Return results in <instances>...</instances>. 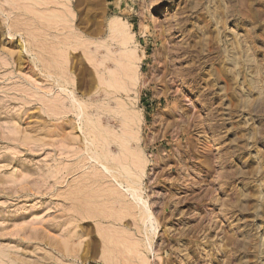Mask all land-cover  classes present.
Returning <instances> with one entry per match:
<instances>
[{
	"label": "rangeland",
	"instance_id": "obj_1",
	"mask_svg": "<svg viewBox=\"0 0 264 264\" xmlns=\"http://www.w3.org/2000/svg\"><path fill=\"white\" fill-rule=\"evenodd\" d=\"M109 262L264 264V0H0V264Z\"/></svg>",
	"mask_w": 264,
	"mask_h": 264
},
{
	"label": "bare ground",
	"instance_id": "obj_2",
	"mask_svg": "<svg viewBox=\"0 0 264 264\" xmlns=\"http://www.w3.org/2000/svg\"><path fill=\"white\" fill-rule=\"evenodd\" d=\"M62 3V2H61ZM66 5V4H65ZM67 7V6H66ZM166 9V8H165ZM60 22V21H59ZM62 23H63V21H62ZM64 24V23H63ZM62 25H60L59 27H61ZM62 27H64V25L62 26ZM59 29V28H58ZM61 29V28H60ZM59 29V30H60ZM63 30V29H62ZM111 30L112 31H114L116 34H117V40H118V43L121 45V48L126 52H124L123 53V57H121V60L119 61V71H120V73H121V75H123L124 76V84H123V86L122 87H120V82H122L121 80H120V74L117 72V74H113V75H111V76H109V78L108 79H106V81H107V86H110V87H112V88H115V89H119V88H122L123 90H125V91H127V92H129V91H131V90H133V87L135 86V81H136V69H135V64H136V61H137V55H135V52H134V49H132V48H130V44H131V34L129 33V31H128V29H127V26H126V24L123 22V21H121L120 19H112V21H111ZM61 31V30H60ZM65 33V32H64ZM62 35H63V37H62ZM64 35H66V34H60V36L61 37H59L58 39H62L61 40V43L60 44H62L63 46H57L56 44H58V42L56 43V44H54V45H56L55 46V48H54V46H53V48H54V52H57V53H54L53 52V55H51L52 56V58H50V62H52L53 61V63H52V65H53V67H56V69H59V70H65V68H64V60H65V56H66V49H67V47L69 46H72L71 44V42H72V39H70V38H68V37H70V34L68 35L67 34V37H65ZM64 38V39H63ZM73 38V37H72ZM115 38H116V36H115ZM59 41V40H58ZM53 44V43H52ZM51 47H52V45H51ZM52 49V48H51ZM56 50H58V51H56ZM50 53H52V52H50ZM68 53V52H67ZM112 55H110V57H111ZM51 66V65H50ZM102 78V77H101ZM102 81H103V79H102ZM64 82H66V81H64ZM104 83H105V81H103ZM100 89V88H99ZM71 98L73 99V100H75L74 99V96L72 95L71 96ZM77 103H79V107L81 108V110L83 111V109H82V105H81V103L79 102V101H77ZM91 128V127H90ZM94 128V127H93ZM89 130V129H88ZM91 131V130H90ZM95 131V130H94ZM97 131V130H96ZM101 131V130H100ZM92 132V131H91ZM90 133V132H89ZM103 136V135H102ZM95 137V136H94ZM93 139H95V138H93ZM103 139H107V137H104L103 136ZM83 141H86V143L87 142H89L88 141V139H87V137L84 135V137H83V139H82ZM90 140V139H89ZM125 140V142L127 143V139H124ZM93 144V143H92ZM132 146V145H131ZM129 150V149H128ZM127 150V148H126V150L125 151H128ZM131 153V152H130ZM132 154V153H131ZM131 154H129V155H131ZM90 159H92V160H94V161H96V162H98L99 164H100V166H101V168H102V170L103 171H106L108 174H107V176H109V177H111V179H110V182L114 179L115 180V182L117 181L119 184L121 183L120 181H124V182H126V183H128V184H130V186H128L129 187V189H131V190H135L134 189V187L131 185V181H133L134 183H140V180H141V174H142V168H143V165L142 164H140V163H136L135 161L133 162V160L132 159H130L133 163L132 164H134V165H136V166H138V168L140 169L138 172H136L135 170V172H133V171H131V169H130V167L129 166H127V164H123V163H121L119 166H121V169L120 170H122V171H124V172H126L127 174L125 175H123L122 177H123V179H121L120 178V176L118 175L119 173H116V171H118V169H117V167H118V165H114V163L113 164H111L110 165V161H109V159H107V157H105V156H100V155H89L88 156ZM94 157H96V158H98V159H96V158H94ZM135 158H137V156H135ZM138 159V158H137ZM111 162H112V160H111ZM114 162V161H113ZM137 162H138V160H137ZM139 164V165H138ZM137 168V167H136ZM113 169V172L111 171ZM129 174H130V176H129ZM131 177V178H130ZM133 177H135V179H133ZM133 179V180H132ZM107 183V182H106ZM105 185V184H104ZM108 187V186H107ZM110 187L111 186H109V189H110ZM108 189V188H107ZM107 189H105V190H107ZM116 189V188H115ZM114 189H112V187H111V189L108 191V192H110V194H112V195H109L107 192H104V197H105V193H107L109 196H114V198L113 199H110V200H117L118 201V199H120L121 200V198L120 197H122V199L124 198L125 199V195L124 194H120V193H116V192H114L113 191ZM117 190V189H116ZM122 193V192H121ZM122 195H124V197L122 196ZM120 196V197H119ZM102 197V196H101ZM100 197V198H101ZM85 198V203L84 202H78L79 204H82V203H84V205H82L81 207H82V211H81V214H82V217H95V218H99V217H101L100 216V214H99V210L100 209H97L96 207L98 206V203H97V205H95V204H93L92 203V201H94V200H92V198H94V199H96L95 197H91V196H87V197H84ZM107 198H109V197H107ZM106 199V198H105ZM89 200H91V201H89ZM82 201V200H81ZM89 201V202H88ZM98 201V200H97ZM102 201H104V200H102ZM116 201V202H117ZM88 202V203H87ZM96 202V201H95ZM99 202V201H98ZM101 202V201H100ZM105 202L106 201H104L103 203H104V205H106L107 207H108V204H111L112 202L114 203V201H110V203H108V202H106L107 204H105ZM92 203V204H91ZM102 203V202H101ZM100 203V204H101ZM119 203H120V201H119ZM118 203V204H119ZM91 204V205H90ZM117 204V203H116ZM117 204V205H118ZM120 204H122V206H124V207H126V209H124V208H122V209H120L119 208V211H117L118 209H116V210H114L111 206V208L112 209H107L109 212H108V216L107 217H110V218H112L113 220H115V221H120V220H122V218L126 215V214H128L129 212H128V210H127V207H129V206H127V205H123V204H125L124 202H121ZM119 204V205H120ZM112 205V204H111ZM115 205V204H114ZM118 205V206H119ZM129 205V204H128ZM95 206V207H94ZM121 206V207H122ZM80 207V206H79ZM99 207V206H98ZM110 207H108V208H110ZM101 208V207H100ZM103 209V208H102ZM129 209V208H128ZM98 210V211H97ZM112 210V211H111ZM102 211V210H101ZM103 212H104V210H103ZM103 212H102V214H103ZM81 217V216H80ZM94 218V219H95ZM104 218V217H103ZM123 222V221H122ZM119 223V222H118ZM122 224V223H121ZM110 264H111V262H109Z\"/></svg>",
	"mask_w": 264,
	"mask_h": 264
}]
</instances>
